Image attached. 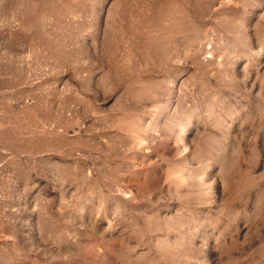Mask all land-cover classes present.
I'll use <instances>...</instances> for the list:
<instances>
[{
  "label": "rangeland",
  "instance_id": "374dc122",
  "mask_svg": "<svg viewBox=\"0 0 264 264\" xmlns=\"http://www.w3.org/2000/svg\"><path fill=\"white\" fill-rule=\"evenodd\" d=\"M0 264H264V0H0Z\"/></svg>",
  "mask_w": 264,
  "mask_h": 264
}]
</instances>
